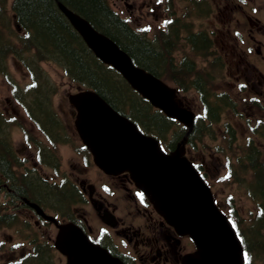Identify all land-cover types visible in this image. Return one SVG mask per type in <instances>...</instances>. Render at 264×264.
Masks as SVG:
<instances>
[{
	"label": "water",
	"instance_id": "obj_1",
	"mask_svg": "<svg viewBox=\"0 0 264 264\" xmlns=\"http://www.w3.org/2000/svg\"><path fill=\"white\" fill-rule=\"evenodd\" d=\"M81 31L96 54L119 70L133 88L169 114L183 118L173 101L172 89L134 68L126 54L111 41L86 28ZM72 101L78 109V132L95 164L110 174L128 171L162 215L194 237L197 251L188 255L183 264H230L232 256H235L234 263L241 264V250L233 232L226 219L212 208L207 189L182 157L183 147L163 153L158 143L137 133L91 92L74 95ZM28 204L43 215L38 206ZM56 226L54 245L66 257V264H123L105 249L92 244L73 224Z\"/></svg>",
	"mask_w": 264,
	"mask_h": 264
},
{
	"label": "flooded vegetation",
	"instance_id": "obj_2",
	"mask_svg": "<svg viewBox=\"0 0 264 264\" xmlns=\"http://www.w3.org/2000/svg\"><path fill=\"white\" fill-rule=\"evenodd\" d=\"M228 4L225 0V5L217 7L215 13L219 16L218 21L222 14L221 26H228L225 31L226 47L230 57V67L233 69L229 73L230 78L234 81L233 85L238 84L239 79H242V83L251 93L264 100V25H260L255 17H253L255 20H250L249 14L243 12L242 8L239 9L241 19L231 20V13L227 10ZM242 16L248 20L247 25L243 22ZM232 31L235 34H232ZM260 108L259 111L264 113V101ZM251 142L245 140L244 143L234 144L238 147L244 145L247 152H251L252 149L258 152L261 158L257 157V160L263 168L253 169L254 176L256 175L255 185L257 190H264V143H254V140ZM227 147L228 143L225 148ZM207 156L210 158V163L204 164V168L212 178L218 172L220 162L218 157L210 152ZM81 166L78 164L70 170L68 180L81 195L76 199V204L85 206L87 210L81 212L83 208L80 206L73 208L72 212L75 214L70 219L86 232L92 242L100 244L125 264H181L184 255L193 250L191 240L177 234L156 213L127 173L103 179L104 176L95 172L90 177H86L85 168ZM260 172H263L261 177ZM99 185L105 190L103 193L106 192L109 196L113 195L112 189H117L121 193V198L129 205L124 204L120 207L117 205L119 198L114 201L107 199L100 193ZM39 194L44 198L48 197ZM68 196L73 198V192L69 191ZM119 208L121 213H117ZM135 221L140 222L136 227L133 225ZM114 237L121 241L116 242Z\"/></svg>",
	"mask_w": 264,
	"mask_h": 264
},
{
	"label": "rangeland",
	"instance_id": "obj_3",
	"mask_svg": "<svg viewBox=\"0 0 264 264\" xmlns=\"http://www.w3.org/2000/svg\"><path fill=\"white\" fill-rule=\"evenodd\" d=\"M109 3H111V0H107ZM212 1V0H211ZM218 1V0H215ZM142 2V0H141ZM175 3L174 10L177 9V12H173V18L174 22L177 24H181V21L185 19L186 17L182 15V13H187L188 9L191 7V4L187 0H173ZM142 6V4H141ZM211 17L208 18L206 21V28H212L213 31H216V34H213V40L216 48V53L222 63H224V60H226L227 56L224 55L225 48L221 41H223L225 45V41H227V38H225V34L217 35L218 34V28L221 30H224L225 28L221 26L220 21L222 20V14L220 16V21H218L219 16L216 14H212V11H210ZM125 14L128 16V19L130 20L129 23H133L134 25L142 24V15H139L138 11H135L131 15H128L127 12L120 11V16L125 17ZM263 17V15H262ZM219 25V26H218ZM151 34H149V37L151 38ZM222 46V47H221ZM174 59L177 61L180 59L181 54L177 51L173 52ZM7 71L8 75L11 79V81L16 82L18 85L23 86L25 85L29 79L25 71L18 65L17 61L12 58L8 57L7 61ZM232 69L229 68L228 71L225 72L226 78H220L218 81V85H220L219 88L226 89L229 93L232 94L233 97L236 98H244L248 95V91H244L241 87L238 85H233V80L229 79V73ZM40 71L45 76L46 83L44 84V91L46 90V93L52 92V106L57 109L58 113L61 114V120L65 126H68L69 131L72 130L71 123H69V115L68 112L70 111V105L67 101V95L71 92H73L76 89V84L72 83L71 80L64 75L62 68H59L58 65L48 62H42L40 63ZM223 76V71L219 73V77ZM6 78L0 74V111L4 114L6 118H11L14 115H18V119L16 122L11 123L9 126V135L12 142V145L15 149V151L18 153L21 158L25 159L26 165L28 167L34 166L32 169H36L42 176H44L46 179L51 181V174L52 171L50 169L44 168V167H37V163L35 161V149L36 145H34L33 141H40L41 144L44 142V139L40 136V134L37 132V130L34 129L30 121H28L21 113L20 109L17 107L16 103L12 100L10 95V85L5 80ZM183 94H180V98L183 101V105L187 108L194 111L196 114H201V104L198 100L197 95L193 92L188 91V86L185 84L182 87ZM239 106V110L236 113L235 111H229L226 113L223 119H226L225 121H230L233 123L237 129L238 132H243L245 129H249L259 123H261L260 118L258 115H254L257 119L253 125H249L247 117L249 114V111L246 107L242 108V101L237 100ZM12 108L14 109L15 113H12ZM235 114V116H231L232 114ZM236 117V118H234ZM242 124H244L242 126ZM217 125L214 126V129ZM5 129V127H4ZM240 129V131H239ZM253 130V129H252ZM23 133H26L29 137V143L30 148L26 147L25 143L26 141L23 138ZM253 133V132H252ZM260 136V134H259ZM74 135H72V141L70 145L67 146H58V149L55 151L57 156L59 157V161L61 164V167L59 168L60 173L62 176H65V174L69 173V171L72 169V166L77 167V160L75 159L77 155V151H79V144ZM44 144H46L44 142ZM214 147L215 153H218L216 151V147H222L220 143H209ZM196 148L199 150L196 152V158L198 161L201 159L207 158L206 153L208 150H205L204 146L205 143H195ZM78 148V150H76ZM34 158V160H33ZM36 163V164H35ZM36 166V167H35ZM94 167L89 166L88 167V173H95V171H92ZM231 169V167H230ZM36 173V172H35ZM224 172H220V174L215 178H219ZM60 177V174L58 172V178ZM46 180L45 184L50 185ZM100 186V185H99ZM220 183H216V181L213 184V192L214 195L219 199L217 200L219 202V207L222 208L224 211L227 210L230 214L234 212V215L237 216L239 219L240 224V230L246 229V232L249 233L252 227L251 221L255 217L256 214V208L254 207L253 203L249 200L246 190L242 189L240 190L236 186L230 187V183H227L226 187H221ZM224 186V184H223ZM101 187V186H100ZM100 193L104 195L107 199L114 201V199L119 198L118 206L122 207L124 204L126 206L129 205L126 201H124L121 198V193L117 189H112L113 192L112 196H109L106 192L103 193V188H98ZM105 191V190H104ZM110 192V191H108ZM3 193V192H0ZM4 194V193H3ZM3 198V202L7 203V198L4 195H1ZM81 196V195H80ZM115 203V202H114ZM75 207H82L84 212H86V207L80 204L74 205ZM74 207V208H75ZM17 209V208H16ZM13 211L18 214L19 217V225L15 228H0V264H9L11 262H14L18 260L17 264L22 263L24 260L27 261L31 259L32 257V249L30 250V247H33L34 241L37 239L43 240L46 238L49 241L53 239L54 237V227L50 223H43L42 221L36 220L35 217L32 216V211H30L27 207H21L20 209ZM124 209V208H123ZM53 212V210H51ZM120 208L117 210V213H121ZM51 214V213H50ZM75 214V212H74ZM120 218H123V216L119 215ZM124 222V221H123ZM129 223V221H127ZM138 224H140L139 221H135L133 225L136 227ZM142 224H143V217H142ZM104 225V224H102ZM251 236V235H250ZM116 242H120L121 240L119 238L114 237ZM40 243V242H39ZM257 254V257L260 259L255 264H261V262H264V258L260 256V251L256 250L255 247L253 249ZM30 253V254H29ZM54 253V252H52ZM29 256V257H28ZM24 257V258H22ZM46 259L50 262V264H64L65 259L59 254L54 255H48L46 256ZM27 261L24 264H27Z\"/></svg>",
	"mask_w": 264,
	"mask_h": 264
},
{
	"label": "trees",
	"instance_id": "obj_4",
	"mask_svg": "<svg viewBox=\"0 0 264 264\" xmlns=\"http://www.w3.org/2000/svg\"><path fill=\"white\" fill-rule=\"evenodd\" d=\"M4 1L0 0V9L4 7ZM60 1L72 4L88 16H92L100 21L101 23H99L105 27V32L113 37V40L116 39L120 43L123 41L133 45L134 54L133 52L130 53V49L126 47V44L124 46L122 43V47L126 49L137 64L157 75L153 66H155L154 64L158 65L161 59L153 56L148 51L147 46L141 44L131 32L120 24L99 0ZM13 8L18 15L21 26L32 29L36 35L35 37L38 39V44L43 46V48L37 50L35 57L38 59L58 60L74 79L76 78L83 82V85L96 90L98 94L118 111L126 113V109L128 108L131 111V115H133L136 101L128 85L112 69L94 59L81 42L78 44L71 38L58 17L56 8L53 6V0H14ZM0 23V29L11 26L10 20L4 17L0 18ZM109 30L115 31V34L119 35V37L111 35L108 32ZM10 52L21 56L22 52L26 53L27 51L25 49L14 48L13 43L11 47L6 42L0 41V63L4 59V56L8 53L10 54ZM142 62L151 66L147 67ZM92 63L93 65H91ZM160 63L162 65L163 62L160 61ZM43 92L40 94L43 95ZM35 107L37 108L38 106L36 105ZM148 110V106L142 101V111L139 115L142 117V128L146 130L155 126L156 119V113L150 114ZM130 111H127L128 114H126L129 115ZM162 125H165L164 118H162ZM15 157L12 145L1 128L0 120V186L3 183V179L8 180L13 177L12 167L16 162ZM29 186L33 193L45 194L39 188V185L30 183ZM61 197L58 193L51 194L48 198L60 200ZM17 221V218L13 214L1 213L0 208V226H14ZM244 247L247 250L250 248V243L247 240H244ZM32 250L31 259L27 261V258L20 264H24L26 261L27 264H50L46 259V256L52 253L50 245L47 243L37 245L36 242L33 244Z\"/></svg>",
	"mask_w": 264,
	"mask_h": 264
}]
</instances>
